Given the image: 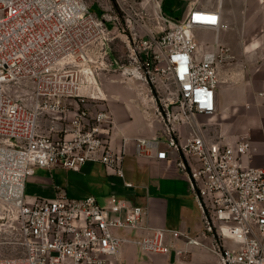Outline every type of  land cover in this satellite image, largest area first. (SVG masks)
Returning a JSON list of instances; mask_svg holds the SVG:
<instances>
[{
  "label": "built area",
  "instance_id": "obj_1",
  "mask_svg": "<svg viewBox=\"0 0 264 264\" xmlns=\"http://www.w3.org/2000/svg\"><path fill=\"white\" fill-rule=\"evenodd\" d=\"M131 21L129 16L122 32L111 34L85 0H0V231L16 223L18 237L10 243L21 249L0 256V264H107L123 244L176 258L185 251L172 240L200 246L186 233L149 228L146 209L124 200L104 207L92 195L70 199L60 192L27 200L26 180L36 168L79 171L99 162L123 178L130 141L138 156L165 161L175 155L202 212L203 230L213 239L215 264H264V165L251 164L247 138L210 139L199 122L215 113L216 65L227 49L197 56L191 32L223 28L219 10L192 8L182 20L157 12V31L143 35ZM116 38L124 52L110 57ZM99 72H116L146 88L161 124L157 137H123L112 148L111 113L91 112L88 103L101 98L81 94ZM15 88H30L29 105ZM179 127L189 135L182 137ZM126 231L145 233H120ZM222 239L237 247L224 248Z\"/></svg>",
  "mask_w": 264,
  "mask_h": 264
},
{
  "label": "crops",
  "instance_id": "obj_2",
  "mask_svg": "<svg viewBox=\"0 0 264 264\" xmlns=\"http://www.w3.org/2000/svg\"><path fill=\"white\" fill-rule=\"evenodd\" d=\"M143 1L137 6L150 10L151 0ZM174 1V4L167 5L165 0H156L155 13L168 16L171 12L176 18L183 19L192 8L219 10L224 27L217 31L203 29L214 36V45L208 52H217L219 47L227 49L225 58L222 57L216 65L219 84L215 91L216 110L212 119L218 123L227 119L228 125L233 126V135L227 142L237 141L247 134L253 147L251 164L264 165V97L259 96V93L254 95L246 84L234 87V81L240 76L234 70L239 69L244 62L251 67L258 62L252 80L259 82L260 90L264 91V0ZM165 10L169 13H165ZM250 30L259 33L248 36ZM142 31L141 35L155 33L157 28L153 25L152 30L144 28ZM123 52L122 46L121 50H116L117 54L113 53L111 44L110 57H118ZM92 54L98 58L96 53ZM95 83L90 86V90L88 86H83L81 94L101 98L102 101L94 106L88 103L91 112L106 108L111 113L115 125L112 148L120 146L123 137L154 138L161 133V124L153 114V102L143 85L135 80L123 79L116 72H99ZM222 94L227 96L224 101ZM242 99L244 104L240 106ZM72 104L76 107L74 102ZM178 129L182 137L189 135L187 128ZM125 148L123 178L109 174L99 162L87 163L79 171L59 167L36 168L26 180L24 192L27 200L53 199L59 192L70 199L92 195L104 207L115 199L124 200L146 209L143 222L149 228L177 230L198 239L201 244L188 245L183 238L172 240L174 248L185 251L176 258L172 252L166 255L145 254L134 245L123 246L107 264H215L217 256L213 239L203 230L202 212L188 177L179 173L172 161L175 155L170 152L169 157L172 159L159 161L135 155L131 141L126 143ZM138 232L140 236L145 233ZM120 233L128 235L126 232ZM130 234L134 235L133 232Z\"/></svg>",
  "mask_w": 264,
  "mask_h": 264
},
{
  "label": "rangeland",
  "instance_id": "obj_3",
  "mask_svg": "<svg viewBox=\"0 0 264 264\" xmlns=\"http://www.w3.org/2000/svg\"><path fill=\"white\" fill-rule=\"evenodd\" d=\"M167 5H172L175 3L174 0H165ZM182 0H179V2ZM91 11L101 20H103V24L105 29L110 31L111 34H115L116 32H122V29L125 27V19L129 16L132 18L130 23L131 27L138 30L140 33H143L142 29L149 28L153 29V25L155 24V8L156 0H151L149 5H152L150 10H146L142 7H138L137 3L144 2L143 0H85ZM172 11V10H171ZM165 13H169L168 10H165ZM165 15V14H164ZM168 17L172 19L181 20L182 17L176 18V16L170 12ZM152 18L154 21H152ZM136 22H135V21ZM149 20V21H148ZM258 31L250 30L248 31V36L258 35ZM191 36L196 40L198 44V48L196 50L197 56H200L204 52H208L211 46L214 45V36L213 34L207 33L206 30L203 29H195L191 32ZM123 44L119 39H114L112 41L113 53H116V50H121ZM242 56L239 57V60ZM244 57V56H243ZM235 61V60H234ZM241 61V60H240ZM259 63L253 64V67L246 65V63H242L239 69H235L234 73H237L239 78H236L234 81V87H239L240 85L247 86V89H250L254 92V95L258 93H262L264 91L260 90L258 85L259 82L252 80V73L257 70ZM219 84V83H218ZM90 90V86L88 88ZM14 95L22 100L23 103L29 105L31 90L28 89H13ZM223 101L227 99V96L222 94ZM244 99L240 100L239 105L243 106ZM245 108H247L245 106ZM214 115L208 117L199 118V122L204 125V133L210 139H219L226 141L230 136L233 135V126L230 127L228 125V120H222L221 122L213 121ZM247 138V134L242 135L238 140ZM248 139V138H247ZM8 227V228H7ZM6 229L1 228L0 231V256H11L21 253L20 247L16 244H11L10 242H14L17 239V233L15 231L16 223L12 224V227L7 225ZM134 233V235L130 234L132 237L140 236L138 231H126V233ZM130 236V237H131ZM222 246L224 248H235L237 247L231 240L222 239ZM132 246L123 244L120 246ZM119 248V249H120Z\"/></svg>",
  "mask_w": 264,
  "mask_h": 264
}]
</instances>
